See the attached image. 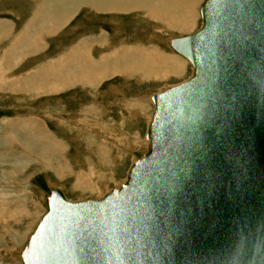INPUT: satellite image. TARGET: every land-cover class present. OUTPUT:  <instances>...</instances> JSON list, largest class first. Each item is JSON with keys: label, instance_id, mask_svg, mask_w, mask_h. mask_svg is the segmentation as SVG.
<instances>
[{"label": "water", "instance_id": "1", "mask_svg": "<svg viewBox=\"0 0 264 264\" xmlns=\"http://www.w3.org/2000/svg\"><path fill=\"white\" fill-rule=\"evenodd\" d=\"M172 40L193 74L152 96L150 146L101 199L53 189L25 264H264V0H205Z\"/></svg>", "mask_w": 264, "mask_h": 264}, {"label": "rangeland", "instance_id": "2", "mask_svg": "<svg viewBox=\"0 0 264 264\" xmlns=\"http://www.w3.org/2000/svg\"><path fill=\"white\" fill-rule=\"evenodd\" d=\"M201 3L202 0L194 8L195 20L191 30L175 29L170 27L175 26L172 23L167 25L161 22L143 21L142 17H144V14L141 13H114L116 15L112 14V16L111 14L101 13L97 15L90 12V9L81 7L71 16L69 25L62 32L58 34L45 33L42 36L45 42L40 40L41 48H39L37 53L32 52L28 53L29 55L16 56L17 63L15 62L14 66L9 69V74L4 75L7 79L4 85L7 87L0 90V142L5 129L7 132L12 133L16 124L19 127L20 123H36L37 126L44 128L46 132L61 141L62 143H60L63 145L62 149L64 150L62 152L59 151L55 155L43 153L44 158H40L39 156H42V153H37L36 155L29 153V151H25L26 156H22L19 154V150H16L17 145L0 146V158L2 155L3 158L7 159L5 163L0 161V191L7 198L4 207L1 206L3 203L0 201V209H2V214L0 213V264H24L21 253L26 247L29 236L47 211L45 198L50 190H61L70 201L100 197L125 178L133 159H138L143 155V149L140 147L132 149L129 141L132 139L133 142H141L146 135L147 117L153 111V103L150 100V96L163 88L165 90L185 81L192 73L190 63L179 56V58L181 57L187 62L188 66V69L185 67V70L181 72H188L185 75L173 77L176 74H173V71L168 73L169 71L166 70L164 65L160 67V59L153 57L151 52L163 55L173 53L171 45H169L171 38L191 34L198 30L202 26L199 16ZM32 4L31 0H0V26L5 31H11L10 34H3L2 38H0V61L4 54L11 56L12 53L8 52V50L12 49L11 44L15 36L30 21ZM111 20L113 21L112 23ZM115 28H119L121 31L116 33ZM95 34L102 36L101 39L103 37L106 39L111 38V41L115 42L116 45L114 46L111 43L113 45L111 49L128 42L137 45V50H135L137 54L132 56V53H130V61L132 60L131 62L135 64L137 69H150L143 64L145 56L142 55L141 57L142 51L147 52L149 56H152L150 65L153 66L154 73L145 78L138 71L134 73L135 70L129 67L130 70L124 68L127 71L126 73L123 71L113 72L109 74L110 76L102 74L99 76L100 79L95 76L97 71H100L94 69L95 78L92 82L97 87L95 89L85 88V82L81 85L80 80L75 77L77 80L76 86L71 84L67 86V89L63 88L58 92H54V90L51 92L50 89L47 91L46 86L42 84L47 80H43L42 75L47 73L36 71H40L42 68L48 69L49 63L51 64V62L64 58L65 54H67L66 52L77 41L82 39L85 41L90 38L97 39L98 36ZM119 40L121 42H117ZM100 47L103 49L104 46ZM154 47L156 50H152ZM101 49L100 53H102ZM120 67L123 70V67L127 66L123 65ZM30 74H32L31 80L33 83L37 81L36 84H40L39 94L36 93L32 85L31 87L25 85L29 83L28 80L25 82V78ZM177 74H180V72ZM52 75L49 78L48 76L46 77L50 84L55 82L51 80ZM63 80L60 81L66 83L65 85L70 81L68 79ZM10 82H12L10 84L12 89H8ZM15 83L18 85L13 88L12 85H15ZM112 87H115V89L112 90ZM92 106L107 108L108 115L102 117V114L98 111L100 108L97 109V113L86 110ZM58 113L61 114L62 118L61 121L56 119V122H63L64 125H56L54 123V115ZM82 120L89 124H97L104 121L105 124L107 122V124L116 125L114 136H118L116 138L119 140L120 145L115 146L114 143L109 142L106 147L108 150H105L108 152L103 154V152L96 149L102 143V135L100 133L102 130L96 129L94 132L93 129L95 128L92 125H89L91 127L88 130H84V127H78V123ZM72 126H77L79 129H75ZM16 130L18 131V129ZM79 130L84 132L83 138ZM98 132L99 134H97ZM17 135L15 134L14 136L18 137ZM120 148H124V151ZM115 154L119 156V161L116 160ZM104 156L106 157L104 158ZM14 157H17L18 163H15ZM39 158L40 161L36 162L35 159ZM12 163L15 164L13 165ZM79 163H82V166ZM112 164L114 167H111ZM91 167H94L97 171L96 174L102 177L104 188L101 189L100 193L97 191L81 192V188L76 183L74 184L75 180L78 179L75 175L78 174V170H81L79 172H82L81 174L87 177L88 173H85V171L90 170ZM94 168H91V171H94Z\"/></svg>", "mask_w": 264, "mask_h": 264}, {"label": "bare ground", "instance_id": "3", "mask_svg": "<svg viewBox=\"0 0 264 264\" xmlns=\"http://www.w3.org/2000/svg\"><path fill=\"white\" fill-rule=\"evenodd\" d=\"M31 1L33 2V4H32L33 7H32L31 14H30L31 15L30 21L23 27V29L18 33V35L15 36V39L11 44L12 49L8 50V52L12 53L11 56L4 54L2 60L0 61V90H3L4 88L7 87L4 85V82L7 80L4 75L9 74L10 73L9 69H11L12 66H14L15 62L17 63V61H16L17 57L16 56H20V55L25 56V55H29L28 53H32V52L37 53L39 48H41L40 47V43H41L40 40H43V42H45V40L42 38V36H44L45 33H52V34L57 33L58 34V33L62 32L65 29V27L69 25V21H70L71 16H73V14H75V12H77L81 7L88 8V9H90V12L96 13L97 15L101 14V13L102 14L105 13V14H109V15L111 14V16L114 13H117V14H121V13L122 14L123 13L128 14L131 12L134 14L135 13H137V14L141 13V14H144V17H142L143 21L148 20L149 22H161V23L167 24V25L172 23L175 26H170V27H173L175 29H185V30L190 29L191 30V28L193 27V24H194V20H195L194 19L195 18L194 17V15H195L194 14L195 13L194 8L196 5H199L198 3L201 2V0H31ZM204 1L205 0H202L201 5L203 4ZM201 5L199 6V16H200L201 21H202V17L200 14ZM114 15H116V14H114ZM112 20H113V18H112ZM112 20H111V23L113 22ZM108 21H110V20H108ZM0 24H1V22H0ZM7 28H6V30H7ZM53 31H54V33H53ZM120 31L121 30L119 28L115 30L116 33L120 32ZM10 32L11 31H9V30L8 31L3 30L0 26V38H2L3 34L4 35L10 34ZM95 35L98 36V37L96 36L97 39H95V38L91 39L90 38V39H86L85 41H84V39H82V40L77 41L76 44L74 43V45L69 49V51L66 52L67 54H65V57L59 59L56 62H51V64L49 63L48 69L42 68L40 71H38V70L36 71V72L47 73V74H43L44 76L42 75L43 80L47 79L42 83L46 86L47 91L50 89L51 92H53V90H54V92H56V91L58 92L59 90H62L63 88L67 89V86H70L71 84L76 86L77 80H80L81 85H82V83L85 82V88L87 87L88 89H90V88L95 89L96 85L93 84V82H92L94 80L95 76L99 77L102 74L109 75L113 72H119V71L120 72L123 71L124 73H126L127 71L124 68H128L130 70L129 67H132V69L135 70L134 73L138 71L140 74L143 75V77L147 78L148 76H150L155 71L154 69H152L153 66L150 65V62H151L150 60H151L152 56L155 58L158 57L160 59V67L162 65H164L166 67V70L169 71L168 73H171V71H173V74H177L178 72L185 70V67H186L185 64L187 65V62L185 60H187L190 63V61L187 58H185L182 54L177 52L173 48V45H172V39L183 37V36H179V37H175V38L173 37L169 40L170 41L169 45H171L172 52L174 54L170 53V54L163 55L160 53H152L151 52L152 56L150 55L151 56L150 57L147 52H143L141 50L142 51L141 57H142V55L145 56L144 60H143L144 61L143 64L146 65V68L151 69V70L150 69L145 70V68L137 69L135 64L131 62L132 60L130 61V59H129L130 53H132V56H133V54H137V52L135 51V50H137V47H136L137 45L128 42L125 44H120L116 48L111 49V46H113V45L116 46L115 42L113 43V41H111L112 40L111 38L108 37L109 39H106L105 37H103V39H101L102 36L100 37L98 34H95ZM115 35H118V34H115ZM187 35H189V34H187ZM187 35H184V36H187ZM103 41H105V42H103ZM101 42H103V43H101ZM117 42H121V40H119ZM100 46H104L103 49L105 51L103 49H101ZM100 49H101L102 53H100ZM152 50H156V48L154 47ZM179 56H181L185 60L181 59V57L179 58ZM121 64H123L124 66H127V67H123V70H121L120 66H123ZM190 65L192 66L191 63H190ZM86 66L89 67V69H87ZM94 69H97L100 72L97 71V73L95 74ZM152 70H153V72H152ZM191 72H192L191 73V75H192L193 74V66L191 68ZM163 73H165V72H163ZM94 74H95V76H94ZM50 75H52L51 80L55 81V82H52L51 84L48 81V78ZM47 76H48V78H46ZM75 77L77 78V80ZM31 78H32V74H30L28 77L25 78L26 79L25 82H27V80L29 81V83H26L25 85H28V87H31V85H32V87L36 91V93L39 94L40 84L37 85L36 84L37 81H34V83H33ZM63 79H68L70 81L67 85H65L66 83H63L60 81ZM73 79H74V81H73ZM63 81H65V80H63ZM11 83L12 82L9 83L8 89H12L11 85H10ZM17 85L18 84L15 83V85H12V86H13V88H15V87H17ZM22 88H20V89H22ZM113 89H115V87L114 88L112 87V90ZM161 91H164V88L162 90H160L159 92H161ZM159 92H157V93H159ZM154 94H156V93H154ZM152 96H150V100L153 103ZM98 108H100V109H98ZM97 109H98L99 113L102 114V117L108 115V109L104 108L103 106H100V107H97V106L93 107L92 106V107H88L86 110H91V111L97 113ZM153 109H154V104H153ZM110 115H111V113H110ZM151 115H152V113H151ZM151 115L149 114L147 117L148 121L146 124V127H147L146 130H148V125H149V122L151 120ZM87 116H89V115H87ZM61 118H62L61 114H59V113L55 114L54 118H53L55 120L54 123H56V125L63 124V122H56V119H57V121L58 120L61 121ZM89 125L94 126L95 129L92 128L94 132L96 131V129L102 130V131H100V133L102 135V137H101L102 143L100 145H98L96 147V149L99 150L100 152H103V154H106L108 152L105 150H108V149H106V147H107V144H109V142L114 143L115 146L120 145L119 140L116 138L117 135L114 136L115 131H116V125L113 126L111 124H107V122L105 124L104 121H102L101 123H97V124H89V123H86V121L82 120L78 123V127H84L85 128L84 130L90 129L91 126H89ZM123 126H124V123H123ZM14 127H15V130H13V131H15V132H13V131H12V133L7 132L6 129L3 131L2 140L0 142L1 147L3 145L8 146L10 144L14 145V146L17 145L16 150H19V152H20L19 154H21L22 156L23 155L26 156L25 151H29V153H34L36 155H37V153H42L41 154L42 156H39L40 158L41 157L44 158L43 153L44 154L49 153V154L55 155V154L59 153V151L62 152L64 150V149H62L63 145H61V143H62L61 141H58V139H56L55 136L53 137L52 134H49L48 132H46L44 130V128H41L39 125L37 126L36 123H33V124L32 123H30V124L20 123L19 127H18V124H16ZM72 127L75 129H79L77 126H72ZM16 129H18V131ZM79 131H80L81 137L83 138L84 132H82L81 130H79ZM79 131H78V133H79ZM5 132H7V133H5ZM15 134H18L17 136L19 138L15 137L14 136ZM97 134H99V132ZM145 134L146 135L141 140V142L136 143L135 141L133 142L132 139L129 141V145L132 147V149L135 147L136 148L140 147L141 149H143V155L147 152V150L149 149V146H150V140L148 138L147 131ZM120 137H122V136H120ZM76 139H77V137H76ZM94 140H96V139H94ZM83 141H85V140H83ZM80 143H82V142H80ZM125 145H126V143H125ZM123 149H121V150H123ZM55 151H56V153H55ZM143 155L140 158H142ZM106 156H104V158ZM115 157H116V160L119 161L118 160L119 156L118 155L116 156V154H115ZM14 158H15L14 159L15 163H18L17 157H14ZM40 158L35 159L36 162H38V160L40 161ZM140 158H138V159H140ZM23 159H26V158H23ZM138 159H136V158L133 159L132 164H130V166L128 168L130 169V167ZM18 160L20 161V159H18ZM96 160H99V159H96ZM0 161L2 163H5V162H7V159L3 158V156L1 155ZM15 163H12V164L14 165ZM79 164H81V166H82V163H79ZM21 166H22V164H21ZM106 166H110V165H106ZM111 167H114V165L112 164ZM18 168H19V165H18ZM91 168L93 169L94 167H91ZM91 168H90V170L88 169V171H85V173H88L87 177H84L83 174H81L82 172H79L81 170H78V174H75L78 177V179L75 180L74 184L76 183V185L81 188L80 189V190H82L81 192L86 193V192L97 191L98 193H100L101 189L104 188L103 183H102L103 181L101 179L102 177H99V175L96 174L97 171L95 168H94V171H91ZM98 168H99V166H98ZM101 168H103V167H101ZM129 169L127 170V175L125 176V178L122 181H120L117 185H114L113 188H111L110 190H107L100 197H90V198L101 199L105 194L109 193L111 190H115V189L120 188L127 181ZM71 173H73V172H71ZM4 174H5V172H4ZM52 190H50V191H52ZM49 192H48V194H49ZM48 194H47V196H48ZM62 194H63V192H62ZM47 196L45 198V205H46ZM63 196L65 199H67L64 194H63ZM6 199H7L6 195L2 191H0V201L3 203V204H1L2 207H4V205L6 203ZM78 201H83V199L78 200ZM46 210H47V206H46ZM1 211H2V209H0V213H1ZM27 243H28V240H27ZM26 248H27V244H26L25 249L21 253V258H22V261L24 264H25L24 253L26 251Z\"/></svg>", "mask_w": 264, "mask_h": 264}, {"label": "crops", "instance_id": "4", "mask_svg": "<svg viewBox=\"0 0 264 264\" xmlns=\"http://www.w3.org/2000/svg\"><path fill=\"white\" fill-rule=\"evenodd\" d=\"M185 66H186V68L188 69V66L185 64ZM188 72V71H187ZM187 72L186 73H183V72H180V74H176V76H173V77H178V76H182V75H185V74H187ZM183 73V74H182ZM173 75V74H172Z\"/></svg>", "mask_w": 264, "mask_h": 264}]
</instances>
